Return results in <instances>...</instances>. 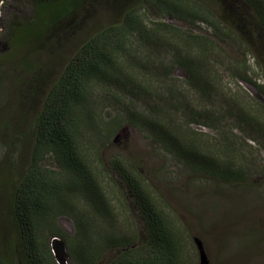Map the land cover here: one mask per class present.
Masks as SVG:
<instances>
[{
  "label": "trees",
  "instance_id": "1",
  "mask_svg": "<svg viewBox=\"0 0 264 264\" xmlns=\"http://www.w3.org/2000/svg\"><path fill=\"white\" fill-rule=\"evenodd\" d=\"M28 2V14L13 15L2 29L7 49L0 54V87L8 92L9 106L0 133L10 136V146L0 162V264H65V251L73 264H104L106 249H112L107 264H180V228L145 183L140 161L109 157L102 164L83 143L81 130L87 123L90 131L94 122L86 103L103 81L119 88L126 81L132 97L135 89H145L149 106H132L127 118L107 122L104 143L124 120L151 130L158 142L180 152L193 174L243 182L242 165L232 168L242 160L233 137L220 143L189 126L194 117L218 118L193 108L187 90L197 91L202 101L219 94L213 63L219 34L253 51L264 71V0H159L176 14L185 12L206 23L211 35L178 33L164 22L146 26L136 14L138 0ZM175 65L186 69L184 79L172 77ZM6 71L11 78L5 89ZM224 97L231 100V110L235 105L236 117L264 134L262 105L252 107L232 93ZM190 107L192 117L177 122L174 114H185ZM47 154L58 170L42 163ZM108 170L133 197L140 219L123 235L116 228L117 218L111 220L116 214L105 189ZM77 194L90 206H79ZM61 214L75 218L73 236L57 225ZM105 217L110 219L108 230ZM51 236L62 241L51 243Z\"/></svg>",
  "mask_w": 264,
  "mask_h": 264
},
{
  "label": "rangeland",
  "instance_id": "2",
  "mask_svg": "<svg viewBox=\"0 0 264 264\" xmlns=\"http://www.w3.org/2000/svg\"><path fill=\"white\" fill-rule=\"evenodd\" d=\"M135 6L137 16L146 26L164 22L175 27L178 33L192 31L197 34H212V29L206 23L194 21L185 12L176 14L159 0H138ZM29 10L28 0H0V54L7 49L2 33L5 23L13 15H27ZM219 36L215 40L218 50L214 51L213 61L219 79V94H208L211 95L209 100L202 101L197 91L187 90L188 95L194 98L193 108L209 110L218 119H205L200 116L189 119L192 117L190 112H193L191 107L185 114L178 111L174 115L177 122L189 119L191 128L204 132L205 137L212 141L221 143L227 137H233L242 152V160H237L232 168L235 169L241 164L244 169L242 179L246 180L224 181L219 176L212 177L201 172L193 174L180 152L177 153L175 149L158 142L151 130L132 126L124 120L104 143V126L107 122L115 117L127 118L126 114L132 106H149L150 96L146 95L145 89H135V97H132L126 93L131 88L126 81L123 88H119L122 85L117 87L111 83L109 87L104 81L93 87L86 105L94 122L90 125V131L85 122L86 125L81 130L85 136L83 143L94 156L98 154L102 164L107 165L109 157H132L140 161L139 170L145 183L155 192L160 205L169 213L176 227L180 228L183 243V259L180 264H199L195 237L202 241L209 264H264V134L255 131V125L245 124L236 117L238 111L235 105L231 110V100H224V96L232 93L239 96L242 102L249 105L257 103L263 108L264 71L253 51L231 38L221 34ZM159 53L161 56L166 54L164 48ZM171 53L172 50L168 58L172 56ZM6 72L2 81L5 89L11 78L10 73ZM186 74V69L181 65H175L171 70L172 77L179 80L184 79ZM239 74H242V78ZM153 84L156 85V82ZM5 93L0 87V121L9 106L8 92ZM85 112L84 116L87 114ZM263 113L264 110L261 119ZM9 140L10 136L0 133V162H3L2 156L10 146ZM24 144L29 151L31 143L26 141ZM14 149L15 146L11 147V150ZM42 163L51 169L59 168L56 160L49 154L43 157ZM105 176V189L107 193L110 192L107 195L108 203L117 215L112 216L111 220L114 222L115 217L117 218L116 228L123 235L128 232V226L135 228L140 224L136 204L114 172L108 170ZM101 179L104 186V176ZM75 197L83 209L90 206L83 201L81 195L77 194ZM74 220L70 214H61L56 223L67 235L73 236L76 229ZM109 220L108 217L104 218V228L107 230L110 228ZM53 241H62V238L51 236L50 242ZM110 252L112 249L104 250V264H107ZM63 254L66 258L65 264H73L69 253L65 251Z\"/></svg>",
  "mask_w": 264,
  "mask_h": 264
},
{
  "label": "water",
  "instance_id": "3",
  "mask_svg": "<svg viewBox=\"0 0 264 264\" xmlns=\"http://www.w3.org/2000/svg\"><path fill=\"white\" fill-rule=\"evenodd\" d=\"M194 241L196 242L198 250H199V264H209L207 260V256L203 248V245H202V241L197 237H195Z\"/></svg>",
  "mask_w": 264,
  "mask_h": 264
}]
</instances>
